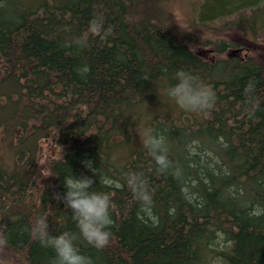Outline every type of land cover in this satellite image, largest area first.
Returning <instances> with one entry per match:
<instances>
[{
    "label": "trees",
    "instance_id": "1",
    "mask_svg": "<svg viewBox=\"0 0 264 264\" xmlns=\"http://www.w3.org/2000/svg\"><path fill=\"white\" fill-rule=\"evenodd\" d=\"M169 1L0 0V264H51L38 215L93 264H264V0H197L198 30L238 14L207 42L175 24ZM98 15L110 35L78 45ZM179 69L214 90L207 114L168 96ZM145 129L165 137L179 176L157 170ZM129 172L145 178L150 208ZM72 173L111 196L104 248L57 199Z\"/></svg>",
    "mask_w": 264,
    "mask_h": 264
},
{
    "label": "clouds",
    "instance_id": "2",
    "mask_svg": "<svg viewBox=\"0 0 264 264\" xmlns=\"http://www.w3.org/2000/svg\"><path fill=\"white\" fill-rule=\"evenodd\" d=\"M111 30L105 27L102 15L93 16L87 29L77 38L78 45H86L89 35H98L107 38ZM255 87L254 81H249L245 86V93H251ZM168 96L175 103L186 111L200 112L207 114V110L215 103V92L212 87L193 75L191 72L179 69L175 73L174 82L167 88ZM143 143L149 154L157 165V170L165 172L172 170L174 175L179 176L181 170L173 168V162L169 159L166 139L161 134H154L151 129L142 132ZM86 169L93 173L95 167L91 160L82 161ZM105 183L112 181L105 178ZM125 182L131 190L133 197L143 209L150 208L152 194L142 174L129 172L125 176ZM94 177L73 173L66 176L63 181L64 191L57 193V199L62 201L64 207L70 209L73 220L76 222L80 236L91 246L101 249L110 240V226L113 223L111 216V196L108 192L92 190ZM187 195V189H184ZM194 195V194H193ZM264 211V208L257 205L254 209L256 214ZM32 230L45 247H50L54 256L51 264H93L90 256L83 254L74 243V236L65 231L59 234L49 232V224L46 215H38L34 218Z\"/></svg>",
    "mask_w": 264,
    "mask_h": 264
},
{
    "label": "rangeland",
    "instance_id": "3",
    "mask_svg": "<svg viewBox=\"0 0 264 264\" xmlns=\"http://www.w3.org/2000/svg\"><path fill=\"white\" fill-rule=\"evenodd\" d=\"M196 2L197 0H170L167 9L175 24L179 28L192 33L195 37V40L197 37L198 42H207L208 39L214 40L215 38L220 39L223 33L218 29V26L224 24L225 22L229 23L234 21L237 18L238 14H233L231 16H227L225 19L214 21V28L202 27L201 30H198L196 27V25L198 24V19L196 17ZM232 7L233 6H231V8L229 7L228 10H234L232 9ZM245 13L249 16V10H247ZM231 38L239 39L237 37H230V40ZM260 43L264 48V38L260 40ZM194 48L197 52H200L201 50V47H199L197 50L196 45Z\"/></svg>",
    "mask_w": 264,
    "mask_h": 264
},
{
    "label": "bare ground",
    "instance_id": "4",
    "mask_svg": "<svg viewBox=\"0 0 264 264\" xmlns=\"http://www.w3.org/2000/svg\"><path fill=\"white\" fill-rule=\"evenodd\" d=\"M224 1V0H223Z\"/></svg>",
    "mask_w": 264,
    "mask_h": 264
}]
</instances>
